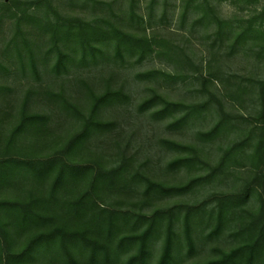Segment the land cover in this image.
<instances>
[{"label": "trees", "instance_id": "obj_1", "mask_svg": "<svg viewBox=\"0 0 264 264\" xmlns=\"http://www.w3.org/2000/svg\"><path fill=\"white\" fill-rule=\"evenodd\" d=\"M57 1L0 2V31L5 19L12 21L13 27L11 40L3 51L13 50L20 64L26 51L32 55L30 60L34 63V49L26 40L29 33L23 31L24 25L33 23L47 37V54L54 52L56 56L52 70L59 75L67 73L72 66L86 67L101 62L118 65L127 58L143 63L168 56L179 65L193 66L185 48L157 35L146 34L156 23L155 19L158 27L170 20L177 21L179 30L187 31L190 36L206 34L203 38L209 57L206 75L200 73L202 68H196L195 76L149 70L138 73L135 78L176 83L192 77L201 82V92L208 98L201 103L183 104L168 101L153 91L140 109L157 107L152 115L159 120L174 117L170 128L175 130L190 125L204 113L215 111L218 119L214 126L196 135L201 141H212L235 128V119L243 117L227 114L224 103L210 92L208 85L222 83L225 87L226 84L236 87L229 98L237 102L246 95L250 85L254 90L251 101L258 107L252 116L255 129L247 132L245 139L228 147L215 165L202 158L201 150L194 145L164 141L168 149L178 154L168 168L195 174L184 183L167 185L153 181L144 172L130 169L126 158L109 167L100 159L77 160L94 136L113 127L112 122L101 121L98 116L102 108L129 100L122 89L108 87L96 94L82 82L90 100L87 115L62 93L29 90L15 115L0 106V190H11L14 194L12 198L0 199V264H149L152 244L161 238L156 264H178L182 259L178 252L182 244L177 238V227L182 228L186 248L192 253L195 247L192 231L212 225L209 234L220 235L231 215L240 211L252 194L257 197L259 208L253 221L240 230L244 243L228 252H220L217 258L204 264H264V175L252 179L237 194L146 211L156 200L185 196L219 176L228 175L231 163H238L235 158L238 153L249 161L253 170L262 169L264 73L255 74L251 79L229 77L219 65L222 58L227 61L238 54L264 65V0H149L145 14L137 13L139 0H85L92 3L93 11L112 17L92 20L62 14L55 5ZM227 2L236 9L231 17L220 14V6ZM0 68L6 70L1 64ZM11 92H14L11 88L0 87V100ZM33 95L76 119L79 129L63 143L58 142L51 133L50 117L28 111ZM176 113L179 115L175 116ZM252 141L255 142L252 144ZM246 147H252L253 152L246 154ZM118 196H122L123 201L113 202L112 197ZM130 196H135V201L126 203ZM22 238L25 240L20 244ZM16 241L21 245L18 249L14 248Z\"/></svg>", "mask_w": 264, "mask_h": 264}, {"label": "rangeland", "instance_id": "obj_2", "mask_svg": "<svg viewBox=\"0 0 264 264\" xmlns=\"http://www.w3.org/2000/svg\"><path fill=\"white\" fill-rule=\"evenodd\" d=\"M4 1L9 2V4L11 2V0H0V2ZM148 1L139 0L137 13L145 14V7ZM55 5L62 14L84 18L85 20H92L97 17H110L105 12L93 11L90 1L58 0ZM126 5L127 3L125 4V9ZM219 10L223 17H231L236 13L235 7L228 2L223 3ZM157 12L159 13V9H157ZM169 15L171 17V13ZM155 20L156 23L153 22L155 24L147 30L146 34L149 36L157 35L176 44L179 48H185L187 54L191 56L193 66L179 65L169 59L168 56L155 57L143 63H137L136 58H127L123 64L118 62V65L101 62L97 65L86 67L72 66L67 73L62 72L59 75L52 70L56 56L54 52L47 54L49 50L47 37L38 31L33 23L24 25L23 31L29 33L26 36V40H28L30 47L34 49V63H31L32 61L30 60L32 55H29L26 51H23L24 64L19 63L13 50L12 52L3 51L5 45L11 40L13 31L12 21L5 19L0 31V64L6 70L0 68V87L11 88L14 92L0 100L1 108L8 110L7 112L10 111L11 115H15L26 92L44 89L57 94L62 93L83 114L87 115L90 100L82 82L90 86L96 94H101L108 87L113 90L122 89L128 95L129 100L102 108L98 116L101 121L112 122L114 124L113 127L94 136L79 153L77 160L92 161L93 159H100L102 164L109 167L113 164L118 165L122 158H126L130 161V169L144 172L153 181L167 185H177L188 181L190 177L195 175L194 173L189 174L184 169L174 171L168 168V164L178 154L168 149L163 142L174 141L184 145H194L201 150L202 158L215 165L228 147L242 141L245 139L247 132L255 129L252 116L256 113L258 107L256 102H252L254 99L252 92L254 90H252L253 88L250 85L247 87L248 92L239 102L229 98L236 87L228 84L225 87L222 83L208 85L210 92L224 103V110L227 114L234 117L240 115L243 118H236L235 128H232L229 132L206 142L199 140L196 135L199 132H207L214 126L218 119L215 111L204 113L190 125L175 130L170 128L174 117H168L165 120L157 119L152 115L157 107L141 110V104L152 95L153 91H156L168 101L183 104L201 103L208 98L206 93L201 92L203 91L201 82L191 79L192 77L186 80H178L176 83L163 81L162 79L141 81L135 78L138 73L149 70L162 71L172 75L195 76L196 68L199 70L202 68L200 73L203 76L206 75V61L209 58L206 53L205 39H203L206 34L199 33L190 36L187 31L179 30L177 21L170 20L163 27H158V20ZM225 60L226 58H222L219 68L223 70L226 76L251 79L255 78V74L262 76L264 73L263 64H258L252 58H247V56L245 57L242 54H238L227 61ZM215 66L217 67V65ZM41 99L39 96L33 95L28 103V111L49 116L51 133L58 142L63 143L65 138L79 129V124L75 121L76 119L65 116L60 110L55 109L53 105ZM178 115V113L175 114V116ZM254 142L252 141V144ZM244 152L251 154L253 148L246 147ZM235 158L238 163H231L228 175L219 176L216 180L197 187L185 196L166 197L156 200L146 211L152 212L155 209L169 208L178 203H200L215 196L237 194L252 179L257 178L258 175L259 177L264 175V164L261 170L255 171L249 166V161L239 155V153ZM259 171L261 172L259 173ZM259 189L262 190L260 186ZM12 194L11 190H0V199L12 198L14 196ZM123 199L122 196L112 197V200H115L113 202L123 201ZM127 199L126 203L134 202L135 196H130ZM214 204L211 203V205ZM241 208L240 211L231 215L228 226L218 236L209 234L212 225L192 231L195 246L192 253H189L188 248H186L187 245L182 228L179 229L177 227V238L182 244L178 251L179 257L182 259L178 264H204L217 258L220 252H228L242 245L244 242L241 239L240 230L249 225L253 221L255 214H257L259 208L257 197L252 194L242 204ZM24 240L22 238L20 244ZM20 244L19 241H16L14 248H20ZM161 246L162 238L152 244V256L149 259V264H156ZM1 252L2 247H0ZM26 264L45 263L30 262ZM256 264H261V262Z\"/></svg>", "mask_w": 264, "mask_h": 264}]
</instances>
